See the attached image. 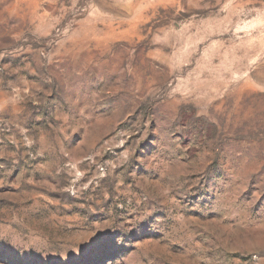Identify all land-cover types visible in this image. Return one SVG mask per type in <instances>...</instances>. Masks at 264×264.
Segmentation results:
<instances>
[{"label":"rangeland","instance_id":"374dc122","mask_svg":"<svg viewBox=\"0 0 264 264\" xmlns=\"http://www.w3.org/2000/svg\"><path fill=\"white\" fill-rule=\"evenodd\" d=\"M0 264H264V0H0Z\"/></svg>","mask_w":264,"mask_h":264}]
</instances>
